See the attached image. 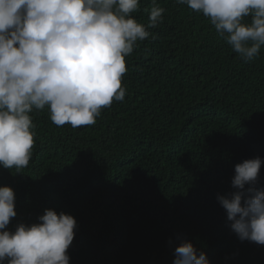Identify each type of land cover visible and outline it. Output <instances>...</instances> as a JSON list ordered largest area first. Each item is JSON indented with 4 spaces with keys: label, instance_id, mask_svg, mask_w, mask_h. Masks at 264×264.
Returning <instances> with one entry per match:
<instances>
[{
    "label": "trees",
    "instance_id": "obj_1",
    "mask_svg": "<svg viewBox=\"0 0 264 264\" xmlns=\"http://www.w3.org/2000/svg\"><path fill=\"white\" fill-rule=\"evenodd\" d=\"M0 264H264V0H0Z\"/></svg>",
    "mask_w": 264,
    "mask_h": 264
}]
</instances>
